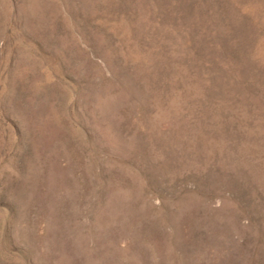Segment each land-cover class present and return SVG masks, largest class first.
<instances>
[{
    "label": "rangeland",
    "instance_id": "obj_1",
    "mask_svg": "<svg viewBox=\"0 0 264 264\" xmlns=\"http://www.w3.org/2000/svg\"><path fill=\"white\" fill-rule=\"evenodd\" d=\"M0 264H264V0H0Z\"/></svg>",
    "mask_w": 264,
    "mask_h": 264
}]
</instances>
